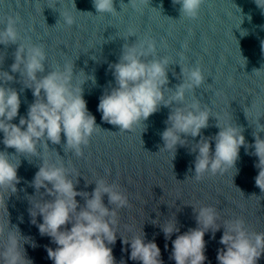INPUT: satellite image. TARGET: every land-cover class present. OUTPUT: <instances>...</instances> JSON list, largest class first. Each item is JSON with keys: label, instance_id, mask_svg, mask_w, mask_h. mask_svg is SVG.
Here are the masks:
<instances>
[{"label": "water", "instance_id": "1", "mask_svg": "<svg viewBox=\"0 0 264 264\" xmlns=\"http://www.w3.org/2000/svg\"><path fill=\"white\" fill-rule=\"evenodd\" d=\"M127 3L128 0H113L116 12L112 16H93L96 10L92 0H74L75 5L72 0H0V21H6L9 15L19 16L17 28L21 37L45 46L48 54L45 72L49 70L48 66L51 68L67 61L73 62L74 73L83 69L86 75L94 74L96 78L95 85L88 80L83 88L87 107L101 129L90 138L83 155L77 157L71 152L64 153L63 134L61 144L49 142V149H42V152H47L52 158L57 152L67 166L81 175L77 177V189L91 193L95 185L85 187V180L98 177L119 185L129 200L128 207L117 210L119 234L131 237L143 225L146 240H155L164 264H175L169 255L171 239H175L176 234L165 241L163 232L150 220L160 216L162 221L171 213H176L180 232L183 233L196 226L192 207L184 204L212 205L222 221L240 217L250 231L264 232V192L254 180L258 173L254 167L257 157L246 154L243 146L236 161L238 173L233 180V170H229L196 181L190 176L193 172L189 171L194 170L196 153H190L186 146L177 145L171 163L170 154L159 151L163 145L160 133L166 127L165 120L170 111L168 107L161 105L157 112L150 115L143 122L146 125L143 132V125L130 131H119L117 126L102 121L101 113L97 111L103 89L113 80L108 70L109 62L118 60L125 43H134L136 36H149L155 40L158 54L174 62L168 65V87L180 83L177 77L181 69L175 62L182 65L198 63L206 79L200 88L195 89V95L202 105L210 108L213 115L243 126V135L251 144L254 137L249 122L264 113V48L261 44L264 40V13L254 0H204L198 18L188 20L179 18V5H173L172 0H143L137 10ZM65 9H70L76 16L77 22L71 28H64L59 22V11ZM3 26L0 23V28ZM130 30L136 36H128ZM241 31L247 34L242 36ZM16 47L17 44L11 43L0 45V69L10 71ZM13 75L19 78V73ZM9 86L18 92L22 87L18 80L9 82ZM20 98L19 114L23 115L33 100L31 90L24 89ZM18 119L19 116L13 122L18 123ZM261 122L264 123V118ZM214 125L215 117L210 116L209 127L202 129V133L205 136L214 135L218 131ZM199 138L189 136L187 139L195 143ZM0 150H5L2 143ZM6 151L15 152L13 148ZM14 159L20 160L17 175L21 180L15 193L8 195L6 188L0 189V201H3L0 203V221H7L9 213L10 224L18 226L22 235L36 242L34 248L27 243L24 245L33 264H53L48 259L45 246L55 248L56 245L48 236L39 234L37 227L30 223L27 212L26 196L34 193L28 182L38 170L40 160L23 155ZM76 199L83 204L81 197ZM104 203L111 207L106 194ZM177 208L180 210L177 211ZM222 233L223 228L215 233V238H211V231L205 234L207 260L204 264H218L216 255L217 249L223 247L219 243ZM112 252L117 264L121 259L125 264H140L129 259L130 248L122 245L119 235ZM257 264H264V253Z\"/></svg>", "mask_w": 264, "mask_h": 264}, {"label": "clouds", "instance_id": "2", "mask_svg": "<svg viewBox=\"0 0 264 264\" xmlns=\"http://www.w3.org/2000/svg\"><path fill=\"white\" fill-rule=\"evenodd\" d=\"M203 2L172 0L173 5H179V18L188 20L198 18ZM141 3L143 0H128L127 4L137 10ZM254 3L264 13V0H254ZM92 4L96 14L88 13L93 16H112L116 12L113 0H92ZM59 15L64 28H71L77 22L70 9L59 11ZM19 21V16L14 15L0 21L4 25L0 28V45L17 44L10 71L0 69V143L5 146V150H0V189L6 188L8 195L17 191L16 185L21 180L17 175L20 160L15 157L39 158L38 170L28 182L34 193L26 196L27 212L30 223L37 227L39 234L48 236L56 245L55 248L45 246L48 259L53 264H117L112 246L118 235L122 245L130 248L129 259L140 264H164L155 240H146L143 225L131 237L119 234L117 210L129 206L128 197L119 185L98 177L91 181L84 179L85 187L94 183L91 193L77 189V177L81 175L67 166L57 152L55 158L42 152V149H49V142L61 144L63 134L64 153L71 152L77 157L83 155L90 138L101 129L87 107L83 88L88 80L95 85L96 78L94 74L86 75L83 69L74 73L73 62L67 61L51 68L48 66L49 70L45 72L48 61L45 46L23 39L17 28ZM246 34L241 31L242 36ZM130 35L136 36V33L130 30ZM261 44L264 48V40ZM238 51L245 64L239 47ZM171 63L174 62L169 57L158 54L157 44L149 36H136L134 43H125L118 60L108 64L113 80L108 82L99 97L97 111L101 113V120L117 126L119 131H130L143 125V132L146 131L143 122L161 105L168 107L170 111L165 120L166 127L160 133L163 145L159 151L169 153L171 163L177 145L186 146L190 153H196L194 170L189 169L194 180L200 181L205 176L224 174L229 170H233V180L238 173L236 161L243 146L246 154L257 157L254 167L258 173L254 180L264 192V123L261 122L264 113L258 114L251 123L247 119L254 137L249 144L243 135V126L213 115L195 95V89L205 83L203 68L198 63L182 65L175 62L181 69L177 77L180 83L168 87L167 71ZM13 73H19V78ZM173 75L176 76L174 71ZM14 80L22 85L19 92L9 86V82ZM24 89L31 90L33 100L27 105L26 114L21 115L20 93ZM18 116V123H14ZM210 116L215 117L214 126L218 131L205 136L202 129L209 127ZM189 136L200 138L192 143L187 139ZM7 148H13L15 152L9 153ZM38 194L39 198H36ZM105 194L111 207L104 203ZM78 196L83 204L76 199ZM184 205L192 207L196 226L183 233L176 213L162 221L160 216L150 220L163 232L165 241L176 234L175 239H171L169 255L175 264H204L207 260L204 236L211 231V238H215V233L221 228L223 233L219 243L223 247L217 249L218 264H257L264 253V232L250 231L240 217L222 221L212 205ZM37 217H40L39 221ZM26 243L33 248L37 246L31 237L21 234L18 226L10 224L8 213V220L0 221V264H33L27 257ZM167 247L166 243L165 249ZM119 264H125V261L121 259Z\"/></svg>", "mask_w": 264, "mask_h": 264}]
</instances>
